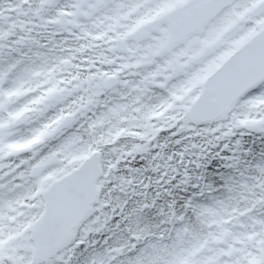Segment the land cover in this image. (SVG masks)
Here are the masks:
<instances>
[{
    "label": "snow or ice",
    "instance_id": "obj_1",
    "mask_svg": "<svg viewBox=\"0 0 264 264\" xmlns=\"http://www.w3.org/2000/svg\"><path fill=\"white\" fill-rule=\"evenodd\" d=\"M254 145L264 0H0V264H264Z\"/></svg>",
    "mask_w": 264,
    "mask_h": 264
},
{
    "label": "trees",
    "instance_id": "obj_2",
    "mask_svg": "<svg viewBox=\"0 0 264 264\" xmlns=\"http://www.w3.org/2000/svg\"><path fill=\"white\" fill-rule=\"evenodd\" d=\"M264 160V145H254L252 146L247 157L243 158V163L241 164V172L248 176L253 175V165L257 162ZM145 224H151L155 222V217L149 213L143 221Z\"/></svg>",
    "mask_w": 264,
    "mask_h": 264
}]
</instances>
